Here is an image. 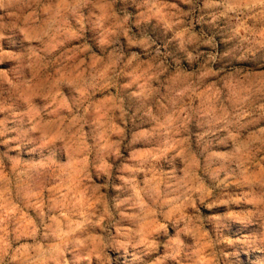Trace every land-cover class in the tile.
Listing matches in <instances>:
<instances>
[{
  "label": "rangeland",
  "instance_id": "374dc122",
  "mask_svg": "<svg viewBox=\"0 0 264 264\" xmlns=\"http://www.w3.org/2000/svg\"><path fill=\"white\" fill-rule=\"evenodd\" d=\"M0 264H264V0H0Z\"/></svg>",
  "mask_w": 264,
  "mask_h": 264
}]
</instances>
